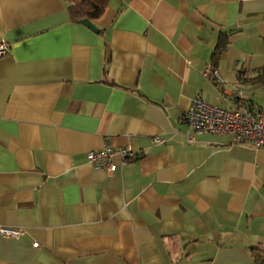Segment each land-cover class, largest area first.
Returning <instances> with one entry per match:
<instances>
[{
	"label": "crops",
	"instance_id": "crops-1",
	"mask_svg": "<svg viewBox=\"0 0 264 264\" xmlns=\"http://www.w3.org/2000/svg\"><path fill=\"white\" fill-rule=\"evenodd\" d=\"M90 20L0 0V225L22 229L0 264H255L264 147L183 114L264 107V0H107ZM104 144L131 159L94 168Z\"/></svg>",
	"mask_w": 264,
	"mask_h": 264
},
{
	"label": "built area",
	"instance_id": "built-area-1",
	"mask_svg": "<svg viewBox=\"0 0 264 264\" xmlns=\"http://www.w3.org/2000/svg\"><path fill=\"white\" fill-rule=\"evenodd\" d=\"M8 49V43L0 39V56L6 54ZM203 74L217 83L221 81L218 70L210 63L205 65ZM183 120L196 132L229 133L236 142H248L255 148L264 147V107L224 108L196 96L183 114ZM153 141L161 143L164 139L155 136ZM114 153L120 155L122 163L131 159L129 147L114 149L108 144L87 151L86 158L94 168H104L107 172H112L116 165L111 162L110 156ZM21 232L20 227L0 225L1 235L18 237ZM33 245L37 246V242Z\"/></svg>",
	"mask_w": 264,
	"mask_h": 264
},
{
	"label": "trees",
	"instance_id": "trees-1",
	"mask_svg": "<svg viewBox=\"0 0 264 264\" xmlns=\"http://www.w3.org/2000/svg\"><path fill=\"white\" fill-rule=\"evenodd\" d=\"M71 19L79 21L81 18L94 19L101 15L107 0H65ZM264 75V66L258 69ZM255 264H264V249L255 246L250 249Z\"/></svg>",
	"mask_w": 264,
	"mask_h": 264
},
{
	"label": "water",
	"instance_id": "water-1",
	"mask_svg": "<svg viewBox=\"0 0 264 264\" xmlns=\"http://www.w3.org/2000/svg\"><path fill=\"white\" fill-rule=\"evenodd\" d=\"M79 22L82 23V24H84L85 26H87L91 30H93L95 32L97 31V28L95 27V25L88 18H81L79 20Z\"/></svg>",
	"mask_w": 264,
	"mask_h": 264
}]
</instances>
